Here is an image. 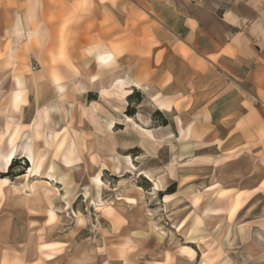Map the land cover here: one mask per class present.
Wrapping results in <instances>:
<instances>
[{
    "label": "crops",
    "instance_id": "obj_1",
    "mask_svg": "<svg viewBox=\"0 0 264 264\" xmlns=\"http://www.w3.org/2000/svg\"><path fill=\"white\" fill-rule=\"evenodd\" d=\"M147 195L187 264L220 233L224 264H264V0H0V264H124Z\"/></svg>",
    "mask_w": 264,
    "mask_h": 264
},
{
    "label": "rangeland",
    "instance_id": "obj_2",
    "mask_svg": "<svg viewBox=\"0 0 264 264\" xmlns=\"http://www.w3.org/2000/svg\"><path fill=\"white\" fill-rule=\"evenodd\" d=\"M62 112L65 115V117H67L66 116L67 111L63 110ZM74 114H75V109L73 108L69 116L72 117V120H74ZM123 118L124 121H129L125 119V117ZM113 123L111 125H108L107 123V126L111 129L113 127ZM128 158L130 157H127V160ZM57 163L64 166V163L60 157H57ZM11 164H12L11 168L9 167L10 171H13L15 173L18 172V174L22 172L23 168H25V164L23 163V161L14 160L13 163L12 162L10 163V165ZM120 164L123 165L124 162H120ZM173 190H174L173 186H170L166 189L167 192H172ZM153 193H155V191H153ZM140 195L142 197L143 195L142 192H140ZM83 199L85 198L84 197L82 198V196L80 197L79 195L76 196L74 205L75 204L78 205V203H82L83 205L82 210L81 209H77V210L78 211L80 210L84 214L94 218L95 211L93 209L91 210L87 209V206L84 205V202H82ZM146 202L148 204V208L150 211L149 216L151 217L150 222H151V231H152L151 232L152 236L147 237L146 239V243L148 245L146 246V249H144L145 251L147 250L146 253H141L139 251L135 252L136 246L133 243V239L130 244H127L124 242V237L120 236V238L117 239V241L115 242L116 243L115 246L119 248L118 257L120 258L121 263L123 262L124 264H171L172 260H174L178 255H184L183 253L180 252L179 248H177V245L179 243L189 245L190 243H187V241L189 240L186 238L182 239L181 237H177L175 231L173 229L171 230L170 227L171 224L173 223L174 226L176 223V221L173 220L171 216L168 219L165 217V220H160L159 210H158L159 204L155 195L154 196L147 195ZM75 210L76 209L74 210L72 209L70 211V214L75 216V212H74ZM223 234L224 233H220L216 237H208L207 235L200 237L199 243H200L201 252H198V256L196 258L197 264H224L223 262L224 259L227 257L226 256L227 253H225L226 245L224 242L225 239L223 237ZM186 257L188 256L184 255V258H182L184 264L189 263L186 260Z\"/></svg>",
    "mask_w": 264,
    "mask_h": 264
},
{
    "label": "bare ground",
    "instance_id": "obj_3",
    "mask_svg": "<svg viewBox=\"0 0 264 264\" xmlns=\"http://www.w3.org/2000/svg\"><path fill=\"white\" fill-rule=\"evenodd\" d=\"M117 84V83H116ZM118 88L122 91L123 90V84H122V81H119V83H118ZM124 91V90H123ZM118 95H120L121 96V94H119L118 93ZM126 95V94H125ZM123 103V102H122ZM93 104V106H94V103H92ZM120 106V105H119ZM117 108H119V107H117ZM70 116V115H69ZM122 116V115H121ZM125 119H127V120H129V121H131V118H129V117H125ZM69 120H71V121H69V124L72 122V117H71V119H69ZM113 122L112 121H110L108 124H112ZM132 123V126L135 128V129H137V130H141V132L142 133H144V134H146V135H148V134H150V131H147V130H143L142 129V127L140 128L139 126H137L136 124H134L133 122H131ZM3 131V130H2ZM34 144L33 143H31V142H29V141H26L22 146H21V152L22 153H24L25 155H26V159H24V160H26V161H29V163H30V168H29V173L31 172V171H33V172H36V171H38L39 170V168H40V163L39 162H37L36 161V154H37V152H36V150H38V149H34ZM7 162L8 163H11V162H13V160H14V158H12V156L10 155V156H8L7 157ZM128 162H129V164H130V166L134 169V165L131 163V161H130V158H128ZM50 177H51V175H49ZM27 178H28V175L26 176ZM145 177H147L149 180H151L152 182H153V191H159V190H161L162 189V184H161V182H160V180L158 179V178H156V179H154L153 177H151L149 174H147L146 173V175H145ZM95 178H96V180H97V183L99 184L100 182H101V179H100V175L99 174H97L96 176H95ZM26 185V187H31V188H33V185H31V186H28V184H25ZM15 186V185H14ZM17 187V186H16ZM12 188H13V186H12ZM25 188V187H24ZM13 189H15V187L13 188ZM20 190V189H19ZM83 193H84V195L85 196H87V191L86 190H84L83 191ZM118 195H121L120 193H118ZM126 197H124V199H125ZM94 204V203H93ZM98 205H96V208L98 209ZM100 208V207H99ZM77 216H78V219H79V223H81L82 221H84V216L81 214V213H77ZM205 262V261H204Z\"/></svg>",
    "mask_w": 264,
    "mask_h": 264
},
{
    "label": "built area",
    "instance_id": "obj_4",
    "mask_svg": "<svg viewBox=\"0 0 264 264\" xmlns=\"http://www.w3.org/2000/svg\"><path fill=\"white\" fill-rule=\"evenodd\" d=\"M30 68H31V70H33V71H34V70H35L37 67H36V65H35V64H32Z\"/></svg>",
    "mask_w": 264,
    "mask_h": 264
},
{
    "label": "trees",
    "instance_id": "obj_5",
    "mask_svg": "<svg viewBox=\"0 0 264 264\" xmlns=\"http://www.w3.org/2000/svg\"><path fill=\"white\" fill-rule=\"evenodd\" d=\"M126 113L127 114H131V111L128 109L127 111H126ZM13 163V162H12ZM11 166H12V164L10 165V168H11Z\"/></svg>",
    "mask_w": 264,
    "mask_h": 264
},
{
    "label": "snow or ice",
    "instance_id": "obj_6",
    "mask_svg": "<svg viewBox=\"0 0 264 264\" xmlns=\"http://www.w3.org/2000/svg\"><path fill=\"white\" fill-rule=\"evenodd\" d=\"M6 182V181H5Z\"/></svg>",
    "mask_w": 264,
    "mask_h": 264
}]
</instances>
